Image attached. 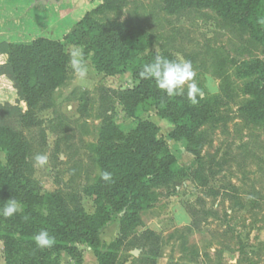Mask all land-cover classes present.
<instances>
[{
    "label": "rangeland",
    "instance_id": "374dc122",
    "mask_svg": "<svg viewBox=\"0 0 264 264\" xmlns=\"http://www.w3.org/2000/svg\"><path fill=\"white\" fill-rule=\"evenodd\" d=\"M101 4L92 0H0V43L30 44L39 38L62 41L71 59L81 57L87 67L86 76L81 78L70 63L68 81L54 93V107L39 112L37 124L23 132L32 145L33 164L36 155L48 156L45 167H34L33 177L43 192L81 194L89 213L94 202L84 192L100 175L91 145L99 139L103 89L116 93H110L106 109L119 128L129 133L137 125L117 99L135 85L132 75L108 77L98 73L71 37L86 14ZM162 7L156 1L130 0L126 9L107 13L105 20H132L152 35V50L158 55L168 51L178 60H191L201 87L210 85L202 99L220 106L203 127L211 144L201 162L187 152L184 144L170 138L174 127L169 121L160 119L153 110L142 115V120L159 127L158 138L164 139L176 156L178 178L160 189L159 201L141 214L144 227L139 233L150 229L162 237L163 255L158 264H264V130L240 110L251 99L244 87L252 80L240 76L241 63L264 60L263 47L247 30L225 21L212 9L193 8L171 15ZM222 65L225 80L217 76ZM85 104L88 112L83 114L80 110ZM0 162L7 163L3 152ZM199 169L204 170L203 177H209L207 186L200 182ZM213 191L220 195L212 196ZM191 226L194 229L188 232ZM118 233L117 219L102 234L105 247L117 239ZM174 234L176 237L171 238ZM133 251H123L121 263L141 264L131 257ZM139 251L135 258L142 254ZM63 263L74 264L66 254ZM0 264H5L2 244Z\"/></svg>",
    "mask_w": 264,
    "mask_h": 264
},
{
    "label": "trees",
    "instance_id": "16d2710c",
    "mask_svg": "<svg viewBox=\"0 0 264 264\" xmlns=\"http://www.w3.org/2000/svg\"><path fill=\"white\" fill-rule=\"evenodd\" d=\"M35 1L60 3L63 0ZM92 1L102 4L86 14L71 37L82 48L83 58L90 59L98 73L108 77L132 75L135 85L122 91L117 99L127 117L136 120L137 125L129 133L119 128L106 109L110 93H116L103 89V111L98 115L102 125L98 143L91 145L100 175L84 192L93 198L95 212L86 211L81 194H65L60 190L43 192L33 177L32 145L25 139L23 130L37 124L39 112L54 107L55 91L68 81L71 56L64 42L48 38H39L30 44L0 43V152L6 155L7 161L0 162V209L14 198L23 208L12 218L0 216V245L5 251V264H64L63 254L74 264H84V247L93 250L99 264H123L122 252L138 249L142 254L139 258L132 255L134 260L158 264L163 255L162 237L150 229L139 233L144 227L141 214L159 201L160 189L178 178L177 158L168 143L158 138L159 127L142 120V115L153 110L160 119L169 121L174 127L170 138L184 144L197 162L204 159V151L211 144L203 127L215 116L220 104L201 98L198 104L192 105L186 92L183 96L168 98L153 80L141 79L139 72L143 66L152 63L158 55L152 50L154 38L132 20H105L107 13L126 9L130 0ZM150 1L160 2L163 11L171 15L193 8L212 9L225 21L247 30L263 47L264 54V23H261L264 0ZM161 56L178 60L168 51ZM223 67L217 72L221 80L226 78ZM240 76L252 79L244 87V93L251 99L240 110L264 130V60L241 63ZM223 92H227L224 86ZM3 95L11 98L2 99ZM80 111L86 114L88 105ZM104 171L112 173V181L101 179ZM203 172L199 169L197 175L204 187L209 177H203ZM213 192L214 197L220 195L218 191ZM117 219L118 237L105 247L102 232ZM192 227L186 230L191 232ZM42 229L55 237L54 247L36 246L33 237Z\"/></svg>",
    "mask_w": 264,
    "mask_h": 264
},
{
    "label": "clouds",
    "instance_id": "9594fccd",
    "mask_svg": "<svg viewBox=\"0 0 264 264\" xmlns=\"http://www.w3.org/2000/svg\"><path fill=\"white\" fill-rule=\"evenodd\" d=\"M70 63L79 77L86 76L87 67L81 57L74 56ZM139 77L153 80L160 92L168 98L183 96L186 91V98L192 105L198 104L199 99L205 95V89L210 87L207 84L201 87L198 72L191 60H174L161 55H156L152 63L145 64L139 72ZM47 164L48 156L46 154H38L34 157V167L43 168ZM101 179L105 182L112 181V173L104 171L101 174ZM22 211V203L14 198L8 200L0 209V216L9 219ZM33 240L40 249H49L55 245V237L44 229L39 231Z\"/></svg>",
    "mask_w": 264,
    "mask_h": 264
},
{
    "label": "crops",
    "instance_id": "0c3cea01",
    "mask_svg": "<svg viewBox=\"0 0 264 264\" xmlns=\"http://www.w3.org/2000/svg\"><path fill=\"white\" fill-rule=\"evenodd\" d=\"M95 212V205L93 210L90 212L91 214ZM107 229V228H106ZM105 229V230H106ZM104 230V231H105ZM103 231V232H104ZM102 232V234H103ZM117 238V237H116ZM101 240H102V235H101ZM103 242V241H102ZM113 242V241H112ZM111 242V243H112ZM111 243H109L107 246H109ZM104 244V243H103ZM84 251V264H99L97 258L95 257L93 250L89 247H86V249L82 248Z\"/></svg>",
    "mask_w": 264,
    "mask_h": 264
},
{
    "label": "water",
    "instance_id": "95a60500",
    "mask_svg": "<svg viewBox=\"0 0 264 264\" xmlns=\"http://www.w3.org/2000/svg\"><path fill=\"white\" fill-rule=\"evenodd\" d=\"M52 2H54V1H52ZM55 3H56V2H55ZM139 252H140L139 250H135V251L132 252V254H133L134 256H137V255L139 254Z\"/></svg>",
    "mask_w": 264,
    "mask_h": 264
}]
</instances>
